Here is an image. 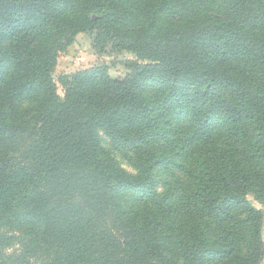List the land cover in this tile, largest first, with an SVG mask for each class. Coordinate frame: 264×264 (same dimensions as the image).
<instances>
[{
    "label": "trees",
    "instance_id": "16d2710c",
    "mask_svg": "<svg viewBox=\"0 0 264 264\" xmlns=\"http://www.w3.org/2000/svg\"><path fill=\"white\" fill-rule=\"evenodd\" d=\"M79 33L139 64L64 75L59 96ZM263 230L264 0H0V264L17 245L19 263L259 264Z\"/></svg>",
    "mask_w": 264,
    "mask_h": 264
},
{
    "label": "rangeland",
    "instance_id": "374dc122",
    "mask_svg": "<svg viewBox=\"0 0 264 264\" xmlns=\"http://www.w3.org/2000/svg\"><path fill=\"white\" fill-rule=\"evenodd\" d=\"M92 18L94 19L95 16H92ZM136 64H139V62L130 52L117 51L112 48V44L105 45L104 51H101L94 42L93 35L79 33L63 49L60 48L56 51V62L52 68L51 77L56 85L57 94L62 96L63 87L60 83V78L64 75H73L80 71L102 68L107 71L111 78L121 79L127 76ZM28 106L29 104H20L17 107L25 108ZM99 136L102 146L109 151L118 165L128 173H136L129 157L114 150L103 132L100 131ZM169 172L171 173H167L161 169L154 171L153 176L157 180L156 189L159 193H167L169 196L174 197V199H178L185 190H188L189 182L178 170L172 169ZM247 200L255 208L262 209L261 204L255 200L253 195L249 194ZM262 241L264 245V230L262 231ZM23 248L24 246L17 245L4 253V255L11 257L9 264H33L36 258H40V254L32 255V253L26 252L23 256V258H27L26 261L19 263L21 260L13 254L19 255ZM163 252L168 255V251L163 250ZM180 264H182L181 261ZM259 264H264V255Z\"/></svg>",
    "mask_w": 264,
    "mask_h": 264
}]
</instances>
